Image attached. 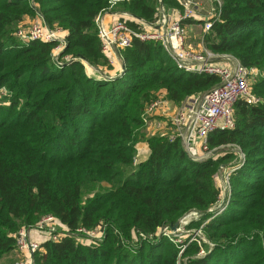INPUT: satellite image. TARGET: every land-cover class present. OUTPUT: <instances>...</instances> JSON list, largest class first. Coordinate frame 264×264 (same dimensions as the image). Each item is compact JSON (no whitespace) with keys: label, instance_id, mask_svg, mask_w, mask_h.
<instances>
[{"label":"trees","instance_id":"16d2710c","mask_svg":"<svg viewBox=\"0 0 264 264\" xmlns=\"http://www.w3.org/2000/svg\"><path fill=\"white\" fill-rule=\"evenodd\" d=\"M109 3L0 0V260L20 227L51 213L70 232L41 239L33 264H264V0H221L205 35L210 49L261 70L251 82L259 101L237 100L234 126L211 131L212 154L200 159L177 137L147 134L143 113L157 92L179 104L218 76L179 69L161 43L137 37L120 50L123 70L108 72L94 17ZM156 3L119 4L151 20ZM37 13L66 31L56 57V40L16 34L18 21ZM223 167L229 197L208 211L218 203ZM193 208L200 213L188 226L203 224L211 244L192 240L179 254L159 228ZM96 225L103 226L97 241L76 238L77 227Z\"/></svg>","mask_w":264,"mask_h":264},{"label":"built area","instance_id":"2783aa9c","mask_svg":"<svg viewBox=\"0 0 264 264\" xmlns=\"http://www.w3.org/2000/svg\"><path fill=\"white\" fill-rule=\"evenodd\" d=\"M120 1L123 0H110L109 6L99 11L94 17L101 49L112 65L115 59L121 60L120 50L130 45L133 38L137 37L161 43L179 69L212 73L218 76V81L210 87L197 94L186 96L177 105L160 94L145 106L143 113L145 116L153 115L162 109L160 114L168 118L167 120L172 126V131L165 133H168L171 139L177 137L190 158L207 157L212 154V150L207 147V135L215 129L234 126V105L237 100L244 99L249 103L259 101V97L251 90V77L258 74L257 68L242 65L230 53L214 51L205 43V35L210 32L213 21L219 18L218 6L221 2L217 0L216 7L212 5L204 11L201 8L200 0H177L180 7L167 5L163 0H157L154 17L151 20H145L134 17L125 9H116L114 5H118ZM111 10H117V12L108 22L104 15ZM185 18L201 21L199 22L201 24L199 43L196 46L188 43V28L186 22H183ZM130 20H135L137 26H131L128 23ZM16 34L23 40L34 38L56 40L57 43L52 50L56 57L64 46L66 31L57 25H48L41 14L37 13L26 26H19ZM64 58L68 59V55H65ZM122 70L123 64L121 63L119 72ZM158 121L157 125L163 126L161 120ZM239 154L240 157L243 156L242 152ZM224 172V194L219 196L218 203L209 207L208 211L221 209L229 197L228 174L230 169H226ZM189 211H195L199 216L200 212L196 208ZM214 214L212 213L211 216ZM166 228L169 227L163 225L161 229L159 228L160 232L168 233ZM35 229L42 231L39 234L40 238L31 236ZM67 232H70L69 228L51 213L43 215L33 226L20 227L15 234L16 258L12 264H33V254L36 250L41 249V239L56 240L61 233ZM74 232L77 239H79L77 235L100 239L103 235V226L96 225L91 228L80 226Z\"/></svg>","mask_w":264,"mask_h":264},{"label":"rangeland","instance_id":"374dc122","mask_svg":"<svg viewBox=\"0 0 264 264\" xmlns=\"http://www.w3.org/2000/svg\"><path fill=\"white\" fill-rule=\"evenodd\" d=\"M219 1L221 2V0H219ZM200 2L202 3L201 8L204 11L208 10L212 5L215 6V7H216V5H218V1L217 0H200ZM114 7L116 9H123V6L120 5L119 3L116 6L114 5ZM24 18H22L20 21H18V23L16 25V28H18L19 26H26L29 23L30 20L29 21L28 20H23ZM31 18L32 17H30V19ZM196 21L197 20H191L190 21L192 23V27H193V31L195 32V35H196V33H198L197 42H195V41H193V43H191V41L188 42L192 46H196L197 43H199L198 40H199V35H200V32H201V24L198 23V22H201V21L200 20H198V22H196ZM190 22L188 21L187 23H190ZM131 24L133 26V23H131ZM121 60H122V58H121ZM121 60L118 59V61L115 64H113L114 67H115V70H113V72L119 71V68H120L121 63H122ZM260 70H261L260 68H257V72H259ZM108 72H110V71L108 70ZM261 72L264 73V70H261ZM255 76H256V74L253 75V77H251V82L254 81L253 79L255 78ZM251 87H252V85H251ZM203 90H205V89H203ZM160 94H163V93L157 92V96H159ZM173 104L177 105V103H173ZM159 115H162V114H160V113L153 114V115L151 114V115H148V118H146L145 130H146L147 134H151V133H165V132H169V131L171 132L172 131V126H171L170 122L167 120L168 118H164L163 121H162V119L160 118ZM159 119L161 120V124L163 126H158L157 125V122H159L158 121ZM223 147H224V149L231 147V149H233L235 151L237 157L239 156V152L241 153V149L240 148L237 147V148L234 149V147L232 145H230V144H226ZM138 154H141V153L138 152ZM239 160H240V158H239ZM226 169L227 168H225V167L221 168L220 171L217 174L216 184L218 185V188H220V195L224 194V186H223L224 175L223 174L225 173L224 170H226ZM220 172H221V177H220ZM197 216H198V214L195 211H189V212L185 213L184 215H182V217L178 220L179 224L176 225V227H175L176 229L173 228V225L170 228H166V232H168V233H166L165 235L179 249V251H178L179 254L184 250V247L192 240H196L199 244H201L204 241L208 242L209 244H211V241L209 240V238L204 233V229L202 227L203 224H201L199 227L188 226L189 221L192 220L193 217L196 218ZM161 227H162V225H161ZM161 227H160V229H161ZM160 229H159V232L161 231ZM40 233H42V231H40L39 229L38 230L35 229L31 233V236L32 237L35 236V237L40 238L41 237V235H39ZM77 237L79 239L83 240L84 242H95V241L98 240L97 237H91V236H87V235H77ZM199 253H204L203 248L201 250H199ZM185 258H186V256L184 257V259ZM8 259L9 258H7V257L6 258L2 257L1 260H0L1 264H7Z\"/></svg>","mask_w":264,"mask_h":264},{"label":"crops","instance_id":"0c3cea01","mask_svg":"<svg viewBox=\"0 0 264 264\" xmlns=\"http://www.w3.org/2000/svg\"><path fill=\"white\" fill-rule=\"evenodd\" d=\"M116 12H117V10H111V11H109V12H107V13H105V15H104V18L106 19V21H111V19H112V17L114 16V15H116ZM25 17V18H24ZM23 18V20H30V16L29 15H25ZM197 20V19H196ZM133 22V24H135V25H137V23H136V21L135 20H132ZM196 22H198V20L196 21ZM199 23V22H198ZM186 24H187V28H188V40L189 41H191V43H193V41H195V42H197V37H198V33H196V35H195V32L193 31V27H192V23L190 22V23H187L186 22ZM200 24V23H199ZM192 39V40H191ZM199 41V40H198ZM118 61V59H115V62L113 63V64H115L116 62ZM86 70L89 72V73H93V68L91 67V66H86ZM109 71H110V73H115V72H113V70H115V67H114V65L112 66V68L111 69H108ZM117 72V71H116ZM168 108V107H167ZM160 112H162V109H159L158 111H157V113H160ZM156 113V114H157ZM160 116V118L162 119V121H163V119L165 118V117H163L162 115H159ZM4 258H9L8 259V262H7V264H11L12 263V261L16 258V252L14 251V250H12L11 252H9L8 254H6V255H4L3 256Z\"/></svg>","mask_w":264,"mask_h":264},{"label":"water","instance_id":"95a60500","mask_svg":"<svg viewBox=\"0 0 264 264\" xmlns=\"http://www.w3.org/2000/svg\"><path fill=\"white\" fill-rule=\"evenodd\" d=\"M177 224H178V221H176V222L173 224V228H175Z\"/></svg>","mask_w":264,"mask_h":264}]
</instances>
